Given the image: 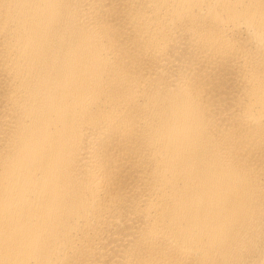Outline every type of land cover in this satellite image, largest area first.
Returning a JSON list of instances; mask_svg holds the SVG:
<instances>
[{
  "label": "bare ground",
  "instance_id": "6f19581e",
  "mask_svg": "<svg viewBox=\"0 0 264 264\" xmlns=\"http://www.w3.org/2000/svg\"><path fill=\"white\" fill-rule=\"evenodd\" d=\"M0 264H264V0H0Z\"/></svg>",
  "mask_w": 264,
  "mask_h": 264
}]
</instances>
